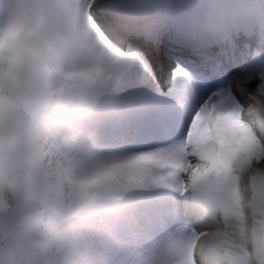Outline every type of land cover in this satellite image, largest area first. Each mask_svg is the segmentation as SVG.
Listing matches in <instances>:
<instances>
[{
    "label": "clouds",
    "instance_id": "9594fccd",
    "mask_svg": "<svg viewBox=\"0 0 264 264\" xmlns=\"http://www.w3.org/2000/svg\"><path fill=\"white\" fill-rule=\"evenodd\" d=\"M125 2L0 0V264H264V74L255 88L233 82L241 104L194 99L174 70L166 95L189 121L164 150L103 156L73 129L104 100L152 90L128 49L141 33L117 12ZM149 189L178 194L191 226L136 251L86 226L98 201Z\"/></svg>",
    "mask_w": 264,
    "mask_h": 264
},
{
    "label": "rangeland",
    "instance_id": "374dc122",
    "mask_svg": "<svg viewBox=\"0 0 264 264\" xmlns=\"http://www.w3.org/2000/svg\"><path fill=\"white\" fill-rule=\"evenodd\" d=\"M255 55L256 54H254L253 57H250L251 61L249 62V64H247L245 67H243L239 71H236V76L239 77L241 80L251 81L250 86L252 88H255L257 86L258 79H255L256 76H254V74L248 75L249 71H251L252 68L247 70V71H245V69H248L249 67L256 65L257 63L258 64L264 63V55H262V56L260 55L257 58H255L256 57ZM168 77H170V74L166 75V79ZM153 81H154V79H153ZM166 82H168V83H166V87H168L166 89L168 90L169 87H171V86H169L170 85L169 82H171V80H168ZM193 87L197 88V85L193 84ZM195 99H197V100L200 99L199 91H198V96ZM184 131H186V128L184 129ZM80 138L83 139L82 136H80ZM81 142H82L83 146L86 148V143H84L82 140H81ZM95 152H97L98 154H101L98 149ZM115 157H117V156H115ZM86 226L90 230V224H87ZM90 232H91V230H90ZM169 234L170 233H165V232L161 231L157 225H147L146 233L144 236H141V237L136 236V238L134 237L131 245L127 246V244H125L124 246H122V249H120V250H127V251L140 250L142 248H145V247L152 245L153 243H155L159 240H162L164 237H166ZM93 235L98 237V234H93ZM131 240L132 239H130L128 242H130Z\"/></svg>",
    "mask_w": 264,
    "mask_h": 264
},
{
    "label": "bare ground",
    "instance_id": "6f19581e",
    "mask_svg": "<svg viewBox=\"0 0 264 264\" xmlns=\"http://www.w3.org/2000/svg\"><path fill=\"white\" fill-rule=\"evenodd\" d=\"M238 13H233V14H231L229 17H230V20L231 21H234L235 19H236V21L234 22V23H232L231 25H230V29H231V32H232V35H233V40L235 39L236 40V42L238 43V45H237V47L238 48H242V50L244 49V45L245 46H247L246 45V43H249V41H246V39H245V37L244 36H246V33L248 32V30L247 31H245V30H243L242 29V27L244 26V24H246V23H244L245 22V20H247L246 19V16L244 15V13H243V15H242V20H238L239 18H238V16H239V14L237 15ZM238 18V19H237ZM107 22L108 21H106L104 24H107ZM151 28V27H150ZM150 28H147L146 29V35H144L143 37H139V38H133V39H131V40H134L137 44H140V45H146V44H150L151 46L153 45V47H156L157 48V45H158V42H160V39H161V37H162V35L163 34H165V29H163V30H159V32H157V33H155V32H152L151 31V29ZM228 30L229 29H227L226 27H222V34H225L226 32H228ZM150 32H152V33H150ZM130 42H132V41H130ZM165 45V44H164ZM244 51H245V49H244ZM156 55V54H155ZM164 59V58H168L169 60H171V57L170 56H168V55H166V54H164V55H162V54H160V52H158L157 53V55L156 56H158V59L160 58V56ZM162 63V62H161ZM141 68H143L142 66H141ZM258 68L260 69V71H261V74L264 72L263 71V65L262 64H260V65H258ZM180 74V73H179ZM260 74V75H261ZM183 77H184V75H182ZM192 79V78H191ZM186 80H187V82L189 83V85H190V91H191V95H192V97L193 98H195V95L197 94V89L196 88H194L193 87V85H192V82H191V80L190 79H187L186 78ZM194 82H196L197 83V81L196 80H194V79H192ZM173 82V81H172ZM171 85H172V83H171ZM176 102V101H175ZM172 106V105H171ZM174 106V105H173ZM172 106V107H173ZM178 107H181L180 105H178ZM103 151V150H102ZM108 156V155H107ZM153 189H149V191H152Z\"/></svg>",
    "mask_w": 264,
    "mask_h": 264
},
{
    "label": "snow or ice",
    "instance_id": "6c2138e0",
    "mask_svg": "<svg viewBox=\"0 0 264 264\" xmlns=\"http://www.w3.org/2000/svg\"><path fill=\"white\" fill-rule=\"evenodd\" d=\"M80 10L85 11V12L89 11V0H80ZM90 14L100 24H104L106 21H108L110 19V17L102 14L100 12V10L94 6L90 8ZM218 149L222 150V145H218ZM172 182L173 183L176 182L175 178L173 179ZM193 183H194V185L198 184L199 180L195 179ZM181 188H182V185H181ZM257 195L260 199H264V189H260L258 191Z\"/></svg>",
    "mask_w": 264,
    "mask_h": 264
}]
</instances>
